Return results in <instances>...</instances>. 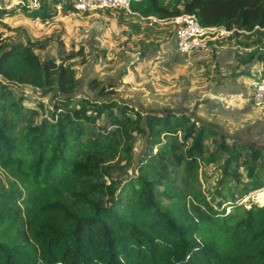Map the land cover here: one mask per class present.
Here are the masks:
<instances>
[{
    "label": "trees",
    "instance_id": "obj_1",
    "mask_svg": "<svg viewBox=\"0 0 264 264\" xmlns=\"http://www.w3.org/2000/svg\"><path fill=\"white\" fill-rule=\"evenodd\" d=\"M132 11L251 32L231 40L239 66L264 62V0H144ZM97 12L141 31L124 10ZM17 16L47 25L59 14L50 0L0 5V28ZM25 38L0 32V264H264V205L243 203L264 188L263 149L190 111L145 112L119 83L91 81V98L77 73L83 46ZM23 87L48 105H29Z\"/></svg>",
    "mask_w": 264,
    "mask_h": 264
},
{
    "label": "crops",
    "instance_id": "obj_2",
    "mask_svg": "<svg viewBox=\"0 0 264 264\" xmlns=\"http://www.w3.org/2000/svg\"><path fill=\"white\" fill-rule=\"evenodd\" d=\"M26 1L31 2V0H0V5H16ZM87 13L91 15L96 12ZM84 14L66 16L62 14L53 21ZM110 19H113V27L109 31L106 30V37L112 35L113 30L119 34L115 37V45L111 52L121 58L117 67L103 69V63L99 64L102 69V74L99 75L95 66L89 77L84 78L81 93L94 98L95 95L88 90V85L94 80L104 82L103 76L106 75L107 78H121L105 83H119L117 92L123 94L122 98L134 106L143 108L145 112L163 107L170 109L175 106L189 109L190 105L196 107L199 102H212L216 107L222 103L227 105L236 103L232 111L228 108L227 111L218 113L219 116L214 122L217 123L220 131L225 134L223 127L229 130L238 126L240 129L237 132L246 136L248 129H259V135L264 137L262 119H257L253 124L248 123L257 113V109L250 102L252 94L247 89L246 78L240 75L243 73L250 75L252 71L250 72V69L246 71L239 66L237 50L231 41L224 46L213 45L205 52L182 54L170 30L158 28L149 33L145 30L147 27L137 23L141 26L139 33L133 26L134 22L130 25L132 22L129 19L121 25L116 18ZM240 55L247 54L240 52ZM122 73L124 75L119 77ZM244 102L247 104L244 105Z\"/></svg>",
    "mask_w": 264,
    "mask_h": 264
},
{
    "label": "rangeland",
    "instance_id": "obj_3",
    "mask_svg": "<svg viewBox=\"0 0 264 264\" xmlns=\"http://www.w3.org/2000/svg\"><path fill=\"white\" fill-rule=\"evenodd\" d=\"M112 20L109 17L105 16V14H100L98 12L93 13L89 15L88 17L84 15L80 16H72L64 19H57L55 21L50 22L49 24H42L41 22H33L30 21V19H26L22 16H17L16 18L7 20V24L10 26V32H5V29L0 28V32L6 33L11 40V43H19L24 42L25 37L28 35L31 38L36 39H44L46 37H53L54 39L61 37L62 39L66 40L71 47L73 48H79L80 46H83L86 51V60L87 65H81L79 64L77 66V73L79 76V79L83 83L84 78H88L89 74L92 69L95 68V66L98 68L97 74H102L100 65L103 63V69L104 67H117L118 61L120 60V56L118 54L114 55L113 52V45L115 40V37H118L119 34H116L113 30L112 35L109 37H106V30L109 31L113 27ZM138 21V20H137ZM139 23V22H138ZM170 29L172 28L171 26ZM163 30V29H162ZM168 30V29H166ZM25 32V33H24ZM111 40V41H110ZM56 45H52L48 50L46 51H40L39 55L43 61H46L48 59H51L53 56L56 55ZM245 52V51H243ZM246 53V52H245ZM238 60V59H237ZM103 61V62H102ZM89 65L92 67H89ZM258 68L255 66L250 69V75H245L244 78H246V85L249 92H253V86H252V77H254L258 73ZM252 75V76H251ZM109 77H113L108 75ZM120 75L119 77H121ZM115 80H118L117 78H107V76H103L104 82H114ZM25 89V93L31 97L30 102H27L29 105L33 102H40L43 101L45 104L48 105L49 97L41 98L39 95H36L32 92L31 88L29 87H23ZM120 96H122V93H119ZM252 97V95H251ZM199 99L198 97H196ZM250 99V98H249ZM252 99V98H251ZM250 102L253 103L255 109H257V113L254 114V117L248 122L249 124H253L257 121V119H262V123H264V105L257 106L253 99ZM209 103V104H208ZM247 104L244 102V105ZM236 103H232V105H227L225 103H222L219 107L214 106V104L211 102H199L197 103L196 107H193L192 105H188L190 108H182L179 106L170 107V109H177V110H185L190 111L193 113H196V116L200 118L202 121L210 124L217 125L214 121L219 116L218 113H221L223 111H227L228 108L232 111L235 107ZM163 109H166V107H163ZM256 111V110H255ZM207 112L209 113L207 114ZM246 124V123H245ZM220 125V124H219ZM226 137L233 139L237 142H244L247 144H251L254 146H257L260 149L264 150V137L263 135H259V129H248L247 130V136L244 135V133L237 132L240 127L235 126L231 129L227 130L225 127H223ZM227 130V131H226ZM264 133V132H263ZM144 140L141 138H138L137 142V149L136 154H140L141 150L143 149ZM202 173V172H201ZM201 182L203 184V189L207 188L209 185L205 182L204 174H201ZM212 184L214 183L211 181ZM244 204L251 205L252 203H256L258 205H264V188L252 191L244 200Z\"/></svg>",
    "mask_w": 264,
    "mask_h": 264
},
{
    "label": "built area",
    "instance_id": "obj_4",
    "mask_svg": "<svg viewBox=\"0 0 264 264\" xmlns=\"http://www.w3.org/2000/svg\"><path fill=\"white\" fill-rule=\"evenodd\" d=\"M56 3V10L59 15L67 5L75 10L73 15L97 11L124 10L129 15L137 18L139 24L151 28H164L170 30L178 44L182 54L193 52H205L210 48L211 43H225L234 39H242L252 33L237 28L228 30L225 27H203L194 15H182L169 20H162L155 16H143L132 11V3L144 0H50ZM35 7L39 6L40 0H31ZM20 4L25 5L24 2ZM71 15V14H70ZM171 26L172 28L170 29ZM263 31L264 29H259ZM258 73L253 77L252 99L257 106L264 105V62L258 65ZM257 66V67H258Z\"/></svg>",
    "mask_w": 264,
    "mask_h": 264
},
{
    "label": "water",
    "instance_id": "obj_5",
    "mask_svg": "<svg viewBox=\"0 0 264 264\" xmlns=\"http://www.w3.org/2000/svg\"><path fill=\"white\" fill-rule=\"evenodd\" d=\"M2 80H4L3 78H1ZM154 111H156V112H158L157 110H152L151 112H154ZM254 146V145H253ZM254 147H256V146H254Z\"/></svg>",
    "mask_w": 264,
    "mask_h": 264
}]
</instances>
